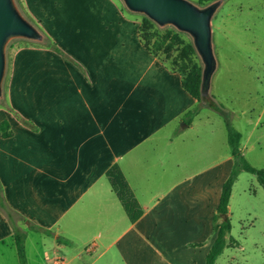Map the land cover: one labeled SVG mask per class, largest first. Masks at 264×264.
<instances>
[{
	"label": "crops",
	"instance_id": "obj_1",
	"mask_svg": "<svg viewBox=\"0 0 264 264\" xmlns=\"http://www.w3.org/2000/svg\"><path fill=\"white\" fill-rule=\"evenodd\" d=\"M45 2L53 8L46 27L66 56L20 51L0 107V123L13 133L0 130V181L9 206L26 218L29 264L54 252L72 264L85 255L90 264L110 256L122 264H206L233 155L208 163V131L198 132L199 114L187 117L198 100L144 46L140 23L117 0ZM116 167L136 200L131 212L108 176ZM32 231L40 238L30 244ZM0 264H21L1 208Z\"/></svg>",
	"mask_w": 264,
	"mask_h": 264
},
{
	"label": "rangeland",
	"instance_id": "obj_2",
	"mask_svg": "<svg viewBox=\"0 0 264 264\" xmlns=\"http://www.w3.org/2000/svg\"><path fill=\"white\" fill-rule=\"evenodd\" d=\"M29 1L17 0L24 16L46 38L42 41L16 39L9 45L4 99H0V107L7 101L12 63L20 51L29 49L33 58L40 59H43L45 51L60 54L57 52V48H61L59 40L46 27L53 8L45 0ZM117 1L125 13L136 18L141 26L143 17L128 9L123 0ZM190 1L198 3V0ZM215 1L218 0L212 3ZM223 1L213 21L218 69L213 76L211 88V94L222 112L212 107H200L198 132L208 131V163L216 161V157H232L229 122L243 134L241 150L245 159L257 169H264V0ZM28 3L32 8L28 7ZM178 55L179 50H175L171 57L161 52L158 58L162 64L171 67L170 62ZM230 218L233 226L231 235L237 245L226 249L216 264H264V186L256 175L241 171L233 188ZM216 235L215 228L210 229L208 244ZM34 237L39 240L40 235L32 231L30 244L34 243ZM57 256H63L72 264V256L57 252L51 253L48 261L43 264H53ZM92 260L89 255H85L83 263L90 264ZM139 261V264H144L142 258ZM73 264H77V261ZM101 264L122 262L110 256ZM165 264H168L167 261Z\"/></svg>",
	"mask_w": 264,
	"mask_h": 264
},
{
	"label": "trees",
	"instance_id": "obj_3",
	"mask_svg": "<svg viewBox=\"0 0 264 264\" xmlns=\"http://www.w3.org/2000/svg\"><path fill=\"white\" fill-rule=\"evenodd\" d=\"M212 1L213 0H198L197 4L200 7H205L212 3ZM140 15L143 17V21L140 26L141 41L153 55L159 57L161 52H166V54L171 57L175 50H179V55L173 58L170 62L171 67L169 68L174 71H178L182 75L184 87L198 100L197 109L190 111L187 114V117L199 114V108L202 106L212 107L219 112H222L215 101V97L211 93L205 94L202 90L204 67L193 43V39L190 38L191 36L187 33L179 31L175 27H160L149 17L142 14ZM45 38L46 37L44 36V39ZM57 50L58 53L66 56V53L61 48H57ZM24 122L32 125L30 120H24ZM227 124L229 129V143L232 149V155L235 159V164L230 176L222 188L218 214L215 217V229L218 236L207 255L206 264H216L218 258L222 256L226 249L237 245L236 240L231 235L233 226L230 218V203L233 188L241 171H247L256 175L259 182L264 186V169H257L245 159L241 150L243 134L235 130L229 122ZM0 130L4 137L13 136L8 121L0 123ZM108 176L127 211L131 212L136 200L126 182L124 175L120 169L116 167L108 173ZM0 208L4 210L14 228L21 264H29L26 251L28 233L20 223L26 222V218L21 216L9 206L4 195L1 181ZM221 218L223 219L222 221H220ZM31 229L50 233V231L40 228L35 224H31Z\"/></svg>",
	"mask_w": 264,
	"mask_h": 264
},
{
	"label": "water",
	"instance_id": "obj_4",
	"mask_svg": "<svg viewBox=\"0 0 264 264\" xmlns=\"http://www.w3.org/2000/svg\"><path fill=\"white\" fill-rule=\"evenodd\" d=\"M131 11L145 15L160 27H175L189 34L203 62L202 90L211 93L218 69L213 21L223 0L200 7L190 0H123ZM16 39L44 40V35L22 13L17 0H0V99L8 71V47Z\"/></svg>",
	"mask_w": 264,
	"mask_h": 264
},
{
	"label": "built area",
	"instance_id": "obj_5",
	"mask_svg": "<svg viewBox=\"0 0 264 264\" xmlns=\"http://www.w3.org/2000/svg\"><path fill=\"white\" fill-rule=\"evenodd\" d=\"M96 249V244H92L87 248V252H94ZM53 264H68L67 260L62 257V256H57L54 260H53Z\"/></svg>",
	"mask_w": 264,
	"mask_h": 264
}]
</instances>
